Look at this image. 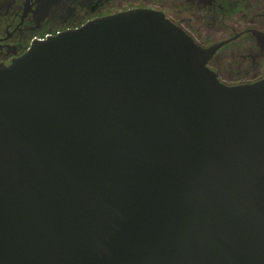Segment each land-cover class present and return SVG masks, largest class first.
Instances as JSON below:
<instances>
[{"label": "water", "instance_id": "obj_1", "mask_svg": "<svg viewBox=\"0 0 264 264\" xmlns=\"http://www.w3.org/2000/svg\"><path fill=\"white\" fill-rule=\"evenodd\" d=\"M219 45L132 9L0 63V264H264V70Z\"/></svg>", "mask_w": 264, "mask_h": 264}, {"label": "flooded vegetation", "instance_id": "obj_2", "mask_svg": "<svg viewBox=\"0 0 264 264\" xmlns=\"http://www.w3.org/2000/svg\"><path fill=\"white\" fill-rule=\"evenodd\" d=\"M132 9L161 12L203 48L220 44L207 66L224 84L263 77L264 0H0V63L9 64L36 41ZM230 64L249 76L223 77Z\"/></svg>", "mask_w": 264, "mask_h": 264}, {"label": "rangeland", "instance_id": "obj_3", "mask_svg": "<svg viewBox=\"0 0 264 264\" xmlns=\"http://www.w3.org/2000/svg\"><path fill=\"white\" fill-rule=\"evenodd\" d=\"M236 64H230V66L226 67V69L221 71V74L225 78H235V77H247L248 73H245L244 70L237 68Z\"/></svg>", "mask_w": 264, "mask_h": 264}]
</instances>
